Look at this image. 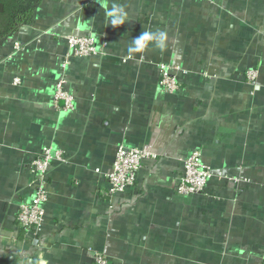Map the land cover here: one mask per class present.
I'll list each match as a JSON object with an SVG mask.
<instances>
[{"label": "crops", "instance_id": "0c3cea01", "mask_svg": "<svg viewBox=\"0 0 264 264\" xmlns=\"http://www.w3.org/2000/svg\"><path fill=\"white\" fill-rule=\"evenodd\" d=\"M108 2L129 14L117 28L96 0H43L0 43V264H94L93 252L109 264H264V0ZM142 31H164L165 48L129 53ZM65 35L93 36L106 52L69 59ZM159 64L175 68L177 92L159 88ZM61 78L71 111L53 103ZM119 145L157 158L110 200ZM45 146L67 162L50 168L34 235L16 214ZM195 150L217 178L180 196V163Z\"/></svg>", "mask_w": 264, "mask_h": 264}, {"label": "built area", "instance_id": "2783aa9c", "mask_svg": "<svg viewBox=\"0 0 264 264\" xmlns=\"http://www.w3.org/2000/svg\"><path fill=\"white\" fill-rule=\"evenodd\" d=\"M69 59H85L90 57L103 56L107 49V43L98 42L93 36L65 35ZM14 50H20L21 45L14 44ZM175 68L169 64H159V88L172 94L179 90L180 85ZM244 78L248 83H255L258 74L255 70L245 73ZM16 85L19 79H13ZM53 103L57 109L71 111L75 107V97L67 89V80L61 78L54 85ZM157 155L149 153L140 148H129L119 145L110 170L105 174L107 182L106 197L110 200L127 189L134 187L138 173L141 171L143 162L155 160ZM67 162L65 153L51 146H45L27 164V171L30 174V185L32 195L29 200L19 205L16 214V224L19 230L26 233L36 234L44 224L45 207L48 202L49 192L47 189V176L55 165ZM182 174L178 177L176 193L180 196L206 194L209 183L217 178V175L202 162V153L199 150L193 151L181 160ZM240 182V178H232ZM94 264H109L107 257L100 252L92 253Z\"/></svg>", "mask_w": 264, "mask_h": 264}, {"label": "clouds", "instance_id": "9594fccd", "mask_svg": "<svg viewBox=\"0 0 264 264\" xmlns=\"http://www.w3.org/2000/svg\"><path fill=\"white\" fill-rule=\"evenodd\" d=\"M96 2L104 10L106 21L113 28L123 25L129 19V14L123 5L112 3L109 9L108 0H96ZM166 39L167 34L164 31H142L137 37L131 39L128 51L129 53H143L150 46L164 49Z\"/></svg>", "mask_w": 264, "mask_h": 264}, {"label": "trees", "instance_id": "16d2710c", "mask_svg": "<svg viewBox=\"0 0 264 264\" xmlns=\"http://www.w3.org/2000/svg\"><path fill=\"white\" fill-rule=\"evenodd\" d=\"M43 0H0V43L21 25L31 24L36 7Z\"/></svg>", "mask_w": 264, "mask_h": 264}]
</instances>
